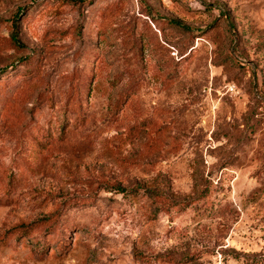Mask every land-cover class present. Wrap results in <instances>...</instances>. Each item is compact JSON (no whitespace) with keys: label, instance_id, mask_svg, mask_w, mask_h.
Returning a JSON list of instances; mask_svg holds the SVG:
<instances>
[{"label":"rangeland","instance_id":"rangeland-1","mask_svg":"<svg viewBox=\"0 0 264 264\" xmlns=\"http://www.w3.org/2000/svg\"><path fill=\"white\" fill-rule=\"evenodd\" d=\"M82 1L0 0V264H264V0Z\"/></svg>","mask_w":264,"mask_h":264},{"label":"trees","instance_id":"trees-1","mask_svg":"<svg viewBox=\"0 0 264 264\" xmlns=\"http://www.w3.org/2000/svg\"><path fill=\"white\" fill-rule=\"evenodd\" d=\"M66 2H68V3H71V4H73V5H75V6H77V5H79V4H81V3H83V1L82 0H65ZM15 21H18V19H15ZM175 23L179 26H183V24H181L179 21H175ZM15 25H14V32H13V36H12V42H13V44L15 45V46H17V47H20L21 46V44H20V42H19V38H18V36H19V29H18V24L15 22L14 23ZM1 74H2V71L0 70V76H1ZM21 228H24L25 229V231L26 230H28L29 229V227H32L31 225H26V224H22L21 226H20Z\"/></svg>","mask_w":264,"mask_h":264}]
</instances>
